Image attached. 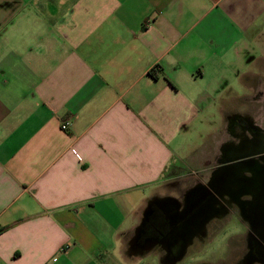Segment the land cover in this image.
<instances>
[{
	"label": "crops",
	"instance_id": "obj_1",
	"mask_svg": "<svg viewBox=\"0 0 264 264\" xmlns=\"http://www.w3.org/2000/svg\"><path fill=\"white\" fill-rule=\"evenodd\" d=\"M244 116L264 125V0H0V264H140L147 208Z\"/></svg>",
	"mask_w": 264,
	"mask_h": 264
},
{
	"label": "flooded vegetation",
	"instance_id": "obj_2",
	"mask_svg": "<svg viewBox=\"0 0 264 264\" xmlns=\"http://www.w3.org/2000/svg\"><path fill=\"white\" fill-rule=\"evenodd\" d=\"M235 128L203 180L170 204L147 208L129 240V250L143 258L140 264H197L219 240L228 245V256L214 253V261L201 264H264V125L244 116ZM235 154L250 155L223 170L222 161ZM227 171L233 172L230 180ZM153 254L157 262L151 263Z\"/></svg>",
	"mask_w": 264,
	"mask_h": 264
},
{
	"label": "rangeland",
	"instance_id": "obj_3",
	"mask_svg": "<svg viewBox=\"0 0 264 264\" xmlns=\"http://www.w3.org/2000/svg\"><path fill=\"white\" fill-rule=\"evenodd\" d=\"M260 121H262V120L260 119ZM256 122H258V121L256 120ZM235 237H237V236H235ZM231 241L234 244H236L238 242L236 238L231 239ZM205 252L206 253H204V255L200 256L199 262L197 264H201L204 261H214L212 259V255L214 253H220L218 256H222V255L226 254L225 257H227L229 254V247H228V245H225L224 240H223V242L221 240H219V243H218V241L215 242V247L213 249L209 248V250L205 251Z\"/></svg>",
	"mask_w": 264,
	"mask_h": 264
},
{
	"label": "water",
	"instance_id": "obj_4",
	"mask_svg": "<svg viewBox=\"0 0 264 264\" xmlns=\"http://www.w3.org/2000/svg\"><path fill=\"white\" fill-rule=\"evenodd\" d=\"M261 152H264V149H262ZM249 155L250 154H235V155H232L229 158H226L224 161H222V163H224V166H221V168H223V170H225L228 167L235 166L238 163L237 161H239V159H242L243 157H246V156H249ZM234 172H236V171H234ZM231 173H233V172H230V171L226 172V174H225L226 175V180L232 179ZM187 239H188V241L190 240V236L189 235L187 236Z\"/></svg>",
	"mask_w": 264,
	"mask_h": 264
},
{
	"label": "built area",
	"instance_id": "obj_5",
	"mask_svg": "<svg viewBox=\"0 0 264 264\" xmlns=\"http://www.w3.org/2000/svg\"><path fill=\"white\" fill-rule=\"evenodd\" d=\"M69 126H70V122L68 120L63 121L60 125L62 130H67Z\"/></svg>",
	"mask_w": 264,
	"mask_h": 264
}]
</instances>
